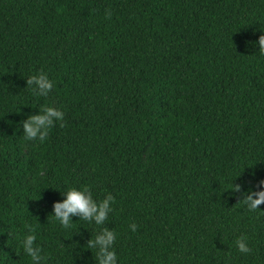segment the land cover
<instances>
[{
    "label": "trees",
    "instance_id": "1",
    "mask_svg": "<svg viewBox=\"0 0 264 264\" xmlns=\"http://www.w3.org/2000/svg\"><path fill=\"white\" fill-rule=\"evenodd\" d=\"M262 34L264 0H0V264H31L27 234L44 264H96L104 227L118 264H264V204L232 191L264 180ZM51 104L64 121L25 139ZM84 187L113 211L63 228Z\"/></svg>",
    "mask_w": 264,
    "mask_h": 264
},
{
    "label": "clouds",
    "instance_id": "2",
    "mask_svg": "<svg viewBox=\"0 0 264 264\" xmlns=\"http://www.w3.org/2000/svg\"><path fill=\"white\" fill-rule=\"evenodd\" d=\"M258 53L264 55V34L260 35L256 41ZM27 87H31L33 92L41 97H48L55 85L48 75L40 72L38 75L30 76L26 80ZM65 112L55 107H43L36 115L28 116L22 123L23 135L27 140L44 141L49 131L57 122H63ZM243 185L233 186L234 193H241L243 203L249 211H258V206L264 204V180L258 184L259 190L244 189ZM62 201L55 202L52 205V212L49 216L53 217L63 228L71 227L72 218L94 222L96 225H105L109 214L113 211L112 205L114 197L107 194L99 202L93 199L92 192L87 187L82 189L70 188L63 192ZM131 231L135 232L137 225H129ZM35 234H27L21 241L23 252L30 258L31 264H44L42 249L36 244ZM116 233L111 229L104 227L95 236V239H89L87 245L96 249V264H118V256L114 250ZM236 247L242 254H249L252 249L248 246L247 239L240 237L236 241Z\"/></svg>",
    "mask_w": 264,
    "mask_h": 264
},
{
    "label": "rangeland",
    "instance_id": "3",
    "mask_svg": "<svg viewBox=\"0 0 264 264\" xmlns=\"http://www.w3.org/2000/svg\"><path fill=\"white\" fill-rule=\"evenodd\" d=\"M50 106H51V107H55V105H54V104H53V105L51 104Z\"/></svg>",
    "mask_w": 264,
    "mask_h": 264
}]
</instances>
